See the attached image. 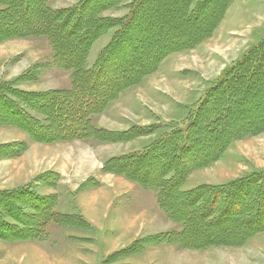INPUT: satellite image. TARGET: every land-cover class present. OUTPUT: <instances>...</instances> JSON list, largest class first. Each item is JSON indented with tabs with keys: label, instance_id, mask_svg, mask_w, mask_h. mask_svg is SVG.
<instances>
[{
	"label": "rangeland",
	"instance_id": "1",
	"mask_svg": "<svg viewBox=\"0 0 264 264\" xmlns=\"http://www.w3.org/2000/svg\"><path fill=\"white\" fill-rule=\"evenodd\" d=\"M35 1L30 0L32 11L24 13V16L19 18L18 25L8 24V27L4 29L0 27V36L16 33L28 22L34 21L39 8ZM80 1L48 0L47 4L52 9L60 10L74 7ZM105 1L93 2L86 7L84 16L86 17L92 8L101 6V3ZM132 1L120 0L115 6L102 10L100 15L125 16L129 13ZM198 1L195 0V3ZM183 3L184 0H148L144 8L138 11L136 20L139 21L148 20V15L156 10L162 12L161 14L159 11L156 12L160 15L149 20L148 26L141 29L138 27L140 30L136 27L137 31L134 30L132 40L134 50L128 57L132 54L143 56L141 50L149 44L152 51L147 52V55L144 54L145 59L148 57L147 61L132 65L133 73L148 67L161 50H167L168 47L176 46L180 41L194 38L204 27V23L212 12L211 6L204 8L203 13L193 21L185 16ZM215 3L218 4L219 1ZM16 11L19 12V8H16ZM69 29V23L59 28V35L66 38L70 45L68 50L62 51V55L68 60H77L80 49L84 46V40L78 39L76 32H71ZM114 31L115 29L109 30L95 41L87 58L88 66H91L99 52L110 42ZM164 38L169 40L168 44H164ZM153 39H157V42ZM263 39L264 0H231L221 21L209 37L163 57L154 72L122 91L117 98L107 104L103 111L93 116V125L102 129L101 138H91L75 143L74 140L44 141L35 138L22 127L0 124V191H15L28 186L39 194L55 198L56 206H58L55 191L61 189L64 191L62 193H65L66 203L71 204L72 196L66 186H60L61 179L56 172L57 169L65 168L69 178L75 180L73 182L76 187L80 186L75 188L76 192L84 188H96L99 186L98 180L101 179V173H106L103 167L108 159L143 150L167 132L186 124L197 109L206 90L216 83L228 67ZM217 46L219 49L216 50ZM124 68L129 69V66L123 65L119 69ZM71 83L72 72L55 64L54 51L47 37L32 35L0 39V90L2 88V90H9L12 87L20 92L43 95L66 89L71 86ZM92 87L93 90H101L103 84ZM224 96L226 97L225 92ZM37 98H39L38 95L35 99ZM256 99L257 97L254 99L247 97L243 102ZM20 101L23 100L20 99ZM50 101L47 97L44 106H47ZM93 101L96 102L97 99L94 98ZM218 107L222 106L213 105V108ZM31 114L45 125L50 124L46 113L32 110ZM0 118L8 119L9 117L0 111ZM252 118L251 123L245 122L244 118L236 125L229 123L228 128L233 129L232 131H240L251 124L255 127L259 126L264 120L262 113L258 111L252 115ZM200 140L202 146L199 145L196 150L197 155L194 157L190 155L186 159L180 158L182 164L187 166L192 161H202L204 156L213 152L219 143L218 140H211L205 135L200 137ZM162 148L164 146L159 147V149ZM85 150L89 151V155L84 154ZM167 156L149 157L148 172L143 171V174L147 172L146 176L153 180V176L162 168ZM133 168L132 163L126 164L127 170L139 175L140 172H133ZM93 173L96 174L91 176ZM255 174L264 175V129L233 139L221 155L212 162L191 170L184 179L183 190L201 188L200 190L204 191V188L230 184L233 187L229 192L230 195L234 193L230 199L232 203L229 207H224L226 210L222 214L221 222L215 224L207 221L211 212L201 218L199 212L188 211V215L192 217L191 228L194 232L192 237H188V241L216 240L226 243L210 245L202 249L179 246V248L164 249L149 260H156L159 264H264V224L259 228L258 226L263 223L262 219L254 222L243 221V217L247 215L242 206L246 205L244 198L248 184L239 182L240 179L252 177ZM107 178L106 180L114 184V189L108 190L109 197L105 195L101 204L99 201L96 202L97 206L101 205L102 212L99 207L95 209L98 211L94 212L89 204L87 208L93 211V213L88 212L93 214L100 227L109 228L103 232V229L94 228L86 222L87 224L80 223L79 226H73L79 228L73 233L68 228L66 230L65 227L51 223L50 237L48 236L46 240L50 243L52 238L58 245L81 244L89 245L91 249L95 246L93 247L95 251L86 253L97 256L94 262L85 259L90 262L89 264L99 262L100 264H129L131 256L141 254L146 247L152 245L148 244L144 249H140L138 240L166 233L162 230L167 231V228L172 227L173 224H168L171 220L169 218L165 221L156 218L154 213H149L150 215L140 218L135 227L129 229L125 236L117 235L119 230L116 226L122 218L114 219L116 205L111 204L114 196L127 190L128 186L112 177ZM84 180L86 181L82 182ZM118 201H115L117 205ZM176 202L183 203V198ZM82 219L86 220L84 216ZM256 227L259 228L256 232L244 238V235L249 234L253 231L252 228ZM65 232L77 233L78 241L75 243L76 240H67ZM15 242L25 241L11 242L0 238V247L3 249L6 245ZM25 249L27 248L13 249L9 256L13 260L4 264H39L36 252L32 251V253ZM1 251L0 255H2ZM23 256H25L24 259Z\"/></svg>",
	"mask_w": 264,
	"mask_h": 264
},
{
	"label": "trees",
	"instance_id": "2",
	"mask_svg": "<svg viewBox=\"0 0 264 264\" xmlns=\"http://www.w3.org/2000/svg\"><path fill=\"white\" fill-rule=\"evenodd\" d=\"M36 1L39 8L34 21L28 22L16 33L0 36V39L32 35L47 37L54 51L55 64L72 72V83L66 89L43 95L20 92L12 87L9 90H2V88L0 90V111L6 113L9 118H0V124L22 127L35 138L44 141L101 138L102 129L93 125V116L103 111L107 104L117 98L122 91L139 83L147 74L154 72L163 57L209 37L231 2V0H199L195 3V0H184L182 6L184 14L193 21L203 13L204 8L211 6L212 12L204 23V27L194 38H188V41H180L176 46L161 50L148 67L133 73L132 65L147 61L148 57L145 59L143 56L152 51L151 44H149L141 50L143 56L132 54L128 57L134 50L132 47L134 30L148 26L149 20L162 12L156 10L148 15V20H136L138 11L144 8L148 0H133L129 6V13L122 17L100 15L102 10L115 6L120 0H106L105 3H101V6L92 8L86 17L84 16L86 7L97 0H81L74 7L60 10L49 7L48 0ZM217 1H219L218 4L215 3ZM0 7H3L0 8L2 29L8 27V24L18 25L19 18L27 11H32L30 0H0ZM16 8H19V12ZM158 11L160 14L156 13ZM9 13L11 15H8ZM67 23L70 24L69 30L76 32L78 39L84 40V46L80 49L77 60H68L62 55V51L68 50L70 45L66 38L59 35V28ZM111 29L115 31L110 42L99 52L91 66H88L87 58L93 44ZM166 39L163 40L164 44L169 42ZM153 40L157 42V39ZM123 65H128L129 69H119ZM119 79L121 80L117 81ZM99 84H103L101 90L92 89V86ZM37 95L39 98L35 99ZM47 97L51 101L44 106ZM247 97L253 99L257 97V99L243 102ZM94 98L97 99L96 102L93 101ZM20 99L23 101L21 102ZM214 104L222 107L213 108ZM32 110L46 113L50 124L47 126L35 119L31 114ZM257 111L261 112L264 117V39L228 67L216 83L206 90L197 109L186 124L167 132L143 150L116 156L105 162L103 167L105 172L123 175L146 189L156 191L160 208L169 219L180 226L178 229L138 240L140 249H144L148 244L161 243L175 244L181 248L190 249H202L210 245L226 243L216 240L188 241V237L194 235L191 228L192 217L188 215V211L199 212L201 218L211 212L207 221L215 224L221 222L222 214L226 210L224 207H229L232 203L230 199L234 193L229 194L233 188L231 184L204 188V191H201V188L183 190L182 185L191 170L212 162L222 154L233 139L264 129V120L259 126L255 127L251 124L240 131H232L233 129L228 128L229 123L236 125L244 118L245 122L251 123L252 115ZM203 135L211 140L219 141L214 151L205 155L202 161H192L187 166L182 164L180 158L186 159L190 155L193 157L197 155L196 150L201 145L200 137ZM160 146L164 148L159 149ZM152 155H168L162 168L153 176V180L146 176L147 166H150L149 157ZM131 163L134 167L133 172H140L139 175L126 169V164ZM143 171L147 172L143 174ZM239 182L248 184L244 198L246 205L242 206L247 215L243 217V221L254 222L262 219V225L258 226L261 228L264 224V175L255 174L252 177L240 179ZM180 198H183V203L178 204L176 201ZM55 201V198L39 194L28 186L15 191H0V238L11 242L44 241L49 236L48 227L51 223L79 226L80 223L87 222L79 214L59 212ZM258 227L252 228L253 231L244 235V238L256 232Z\"/></svg>",
	"mask_w": 264,
	"mask_h": 264
},
{
	"label": "crops",
	"instance_id": "3",
	"mask_svg": "<svg viewBox=\"0 0 264 264\" xmlns=\"http://www.w3.org/2000/svg\"><path fill=\"white\" fill-rule=\"evenodd\" d=\"M77 141L82 142V140H74L73 142L75 143ZM73 142H70V143H73ZM56 172L59 174V177L61 179L60 186L62 187L66 186L69 189L68 192L70 193L73 199V201L70 202L71 204L68 205V203H66L65 201L66 200L65 193L64 194L62 193L64 191L61 189L55 191L58 197V206H56V209L61 213L82 215L86 218V221L90 225H92L94 228L103 229V232H105L106 231L105 229L109 227H103V226L100 227L98 222H96L97 220L93 217L92 213L93 211L94 212L98 211V210L95 211V209H98V207L100 208L101 206V205L97 206L96 202L99 201V203L101 204L103 199L105 198L104 197L105 195L106 197H109L108 190L112 188L114 189V184L110 182L109 180H106L107 177L108 178L112 177L114 178V180H117L118 182L126 184L128 186L127 190L119 192L118 194L114 196V199L111 204V205H114V204L116 205L115 206L116 208H114L115 210V214L113 215L114 219L117 217L122 218L121 221H118L117 226H116V228H118L119 230V232L116 233L117 235L125 236L127 232L129 231V229H131L132 227H135L136 222L140 218L148 215L149 213L151 214L154 213L156 218L158 217V218H161L162 220L168 221L166 219L168 218V216L160 208L158 204L156 191L152 189H146L142 187L140 184L128 179L127 177L123 175L115 174V173H108V172H106L105 174L101 173L100 175L101 179L98 180L99 186H97L96 188H84L83 190L76 192L75 188H77L79 185H77L76 187V184L73 182L75 180L74 179L72 180L69 178V174L67 173L65 168L63 170L57 169ZM95 174L96 173H93L91 176ZM85 181L86 180L82 182H85ZM117 200H119L118 205L115 203V201ZM87 204L92 206L93 211H90L87 208ZM103 204L105 205V202H103ZM88 211L92 213H89ZM100 212H102V209ZM53 224H56V223H53ZM168 224H173V225H171L172 227L167 228V231L166 229H163L162 232H169V231L178 229L180 227L178 223L176 225V223L171 220L168 221ZM56 225H59V224H56ZM59 226L65 227L66 230L68 228L73 233H75L79 229L73 226H63V225H59ZM49 230H50V226L48 227V232ZM73 233L70 234L69 232L67 233L65 232L66 235L65 234L64 235L67 238V240L69 241L76 240L75 241L76 243L78 241L76 239L77 233L76 234H73ZM49 237H50V233H49ZM48 241L47 240L25 241L21 243L15 242V243L6 245L5 247H3V249L0 247V250H2L1 251L2 255H0V264L8 263L11 260H13L9 258L10 253L12 252L13 249L21 248V247H26L27 249L25 250H29L30 252L35 251L36 252L35 254L38 257L36 258L38 259L39 264H83V263L89 264L90 263L88 262L89 260H91L92 262L96 260L95 258L97 256L86 254L90 252L91 250L95 251V249H93V247L95 248V246H93L91 249L89 245H81V244H71V245L60 244L58 245L56 244L57 243L56 241L53 242L52 238H51L50 243ZM177 247L178 246L175 244L173 245V244H167V243L152 244L146 247L144 251L141 252V254H136L134 256H131L129 258V261H131L129 262V264H159L156 260H149V259H151L154 255L161 253L160 250H164V249L167 250L169 248L173 249ZM100 253L101 252H99V254ZM24 257L25 256H23V259ZM85 259H87L88 261ZM98 264H100V262Z\"/></svg>",
	"mask_w": 264,
	"mask_h": 264
},
{
	"label": "bare ground",
	"instance_id": "4",
	"mask_svg": "<svg viewBox=\"0 0 264 264\" xmlns=\"http://www.w3.org/2000/svg\"><path fill=\"white\" fill-rule=\"evenodd\" d=\"M219 49V46L216 47V50ZM85 155H89V151L88 150H85L84 152ZM84 162V161H83Z\"/></svg>",
	"mask_w": 264,
	"mask_h": 264
}]
</instances>
